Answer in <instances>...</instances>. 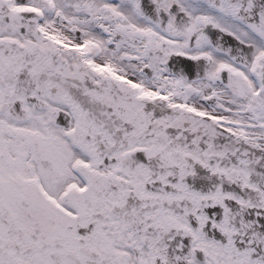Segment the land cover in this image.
<instances>
[{
    "label": "snow or ice",
    "instance_id": "obj_1",
    "mask_svg": "<svg viewBox=\"0 0 264 264\" xmlns=\"http://www.w3.org/2000/svg\"><path fill=\"white\" fill-rule=\"evenodd\" d=\"M0 264H264V0H0Z\"/></svg>",
    "mask_w": 264,
    "mask_h": 264
}]
</instances>
